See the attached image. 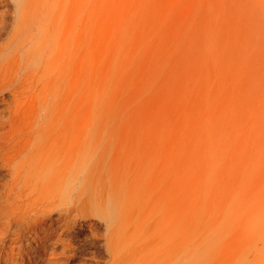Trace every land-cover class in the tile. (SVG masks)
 Returning <instances> with one entry per match:
<instances>
[{"label": "bare ground", "instance_id": "obj_1", "mask_svg": "<svg viewBox=\"0 0 264 264\" xmlns=\"http://www.w3.org/2000/svg\"><path fill=\"white\" fill-rule=\"evenodd\" d=\"M0 11L7 231L69 260L76 212L106 264H264V0Z\"/></svg>", "mask_w": 264, "mask_h": 264}, {"label": "rangeland", "instance_id": "obj_2", "mask_svg": "<svg viewBox=\"0 0 264 264\" xmlns=\"http://www.w3.org/2000/svg\"><path fill=\"white\" fill-rule=\"evenodd\" d=\"M4 18L9 23L11 21L10 13L8 12L7 15L4 14L0 17V19ZM9 30L8 24L3 22L0 24V46L6 42L10 35ZM5 57L7 55L2 58ZM1 93L0 79V96ZM259 169H261V173H264V168L260 166ZM5 180L6 176L0 173V193ZM78 187L79 183L77 182L75 188L78 189ZM3 207L4 204L0 194V264H106L104 223L97 218L92 216L82 217L76 212L67 214L66 222H64L65 232L62 235V243L68 246L67 253L70 255V259L67 260L59 258L60 247L54 246L40 251L34 250L26 243L24 236L16 238L14 228L7 231L8 229L4 223L6 218ZM92 222H96L95 226L92 225ZM259 248H264V245Z\"/></svg>", "mask_w": 264, "mask_h": 264}]
</instances>
